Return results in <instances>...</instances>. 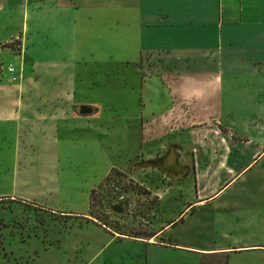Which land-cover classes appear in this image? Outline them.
<instances>
[{
  "label": "crops",
  "instance_id": "crops-1",
  "mask_svg": "<svg viewBox=\"0 0 264 264\" xmlns=\"http://www.w3.org/2000/svg\"><path fill=\"white\" fill-rule=\"evenodd\" d=\"M17 39L18 49L8 45ZM98 68L118 93L135 96L130 113L120 98L104 107H112V118L126 124L141 149L148 125L165 136L168 127L178 129L179 108L192 110L181 117L186 124L255 117L264 109V0H0V155L11 151L13 163L2 170L14 171L0 201L48 209L77 224L74 243L49 242L60 252L55 264H264V147L218 150L227 162L201 164L216 178L197 174L156 192L173 213L165 224L155 219L151 236L96 224L88 216L96 188L82 209L62 200L63 137L95 128L101 104L80 94L101 85L91 80ZM130 68L138 84L118 83L119 71ZM252 187L262 194L253 202L245 197Z\"/></svg>",
  "mask_w": 264,
  "mask_h": 264
},
{
  "label": "rangeland",
  "instance_id": "rangeland-1",
  "mask_svg": "<svg viewBox=\"0 0 264 264\" xmlns=\"http://www.w3.org/2000/svg\"><path fill=\"white\" fill-rule=\"evenodd\" d=\"M149 66L154 68L152 64ZM96 72L91 80L102 81L101 85L93 90L82 91L80 95L81 98L83 95L92 96L102 107L94 109L95 114L101 113L92 123L95 127L93 130L88 131L85 128L72 130L63 137L68 148L61 153L62 200L75 209H82L89 190L97 188L110 174V168L114 167L126 176L121 181L116 177L114 196L111 199V205L119 210H114L115 214L110 213L106 203L95 209L100 214L108 216L112 227L126 231H149L155 219L160 216H162L160 224H165L173 210L167 204L161 207L156 192L165 190L171 183L192 179L197 174L208 179L216 178L218 175L216 170L205 169L227 162V156L216 155L218 150L252 148L261 151L264 147V109H260L257 115L255 113V117L237 118L234 122L226 121L225 124L207 121L200 123L197 120L186 124L185 119L182 120L181 117L190 116L192 110L188 107L178 109V129L170 131L168 127L166 136L165 132L153 133L152 127L148 125L149 132H141L143 133L141 149L138 146L137 136L126 134V124L121 119L112 118V107H104L108 100L120 98L118 100L129 104L126 110L130 113L135 110L134 106L137 107L135 96L130 93L128 100L124 93H118L120 87L111 80L112 76L104 75L105 71L102 68H98ZM151 72L158 77H166V73L161 69H154ZM146 73L144 71L143 77L149 75ZM115 78H119L118 83L121 79L128 78L130 84H138V76L132 68L128 69L125 75L120 70ZM111 81L115 87L112 93L107 89V84ZM118 112L121 110L118 109ZM182 112L184 114H181ZM122 127L124 132L121 130ZM107 131L108 136H105ZM161 135L166 138H156ZM10 152L7 150L5 156L0 155V197H3V193L9 188V176L14 172L2 170L3 167H9V164L13 163ZM22 156H19L20 162H23ZM252 158L253 156L249 157ZM159 162L164 163L157 164ZM203 162L208 164L206 168L201 165ZM198 165L200 166L197 167ZM159 166L164 168V171L159 169ZM254 171L259 172L256 169ZM250 191L252 193L245 197L251 196L252 202L262 198V194L256 193L253 187ZM126 202H129L127 211ZM125 211L128 214L123 216ZM70 223L69 217L53 214L48 209L28 206L22 202L15 204L9 200L0 201V264H55L56 256L60 252L56 247L49 249L51 246L49 242L55 238L65 243H74L77 224ZM216 228V223H210L209 232H216ZM68 229L73 232L70 236L64 232ZM83 235L89 234L83 232ZM29 238L35 239L29 241L27 240ZM29 256L34 257L30 259ZM205 264L218 263L211 259Z\"/></svg>",
  "mask_w": 264,
  "mask_h": 264
},
{
  "label": "trees",
  "instance_id": "trees-1",
  "mask_svg": "<svg viewBox=\"0 0 264 264\" xmlns=\"http://www.w3.org/2000/svg\"><path fill=\"white\" fill-rule=\"evenodd\" d=\"M10 46H15V45H10ZM116 177H119L120 179L118 181H121L123 178H126V176L121 173L120 171H118L117 169H112L110 171V174L105 178V180L96 188L93 189L90 193V207H89V214L88 216H90L91 218H93V220H90L88 218H84V217H76L77 219H83L84 221H86V223L89 222H95L96 224H99V226H104L106 228H109L117 233L122 234V232L124 230H121L118 227H112L111 223L108 221V216H104L102 214L99 213V211L97 212L95 209L96 208H100L101 206H103V203H106L108 210L110 211V213L115 214L114 211V205H111V199H113V190L114 187L116 186ZM126 189V188H124ZM108 204H110L108 206ZM126 211L128 210V205L129 202H126ZM126 211L123 212V216H126ZM107 214H109L107 212ZM126 214V215H124ZM83 221L79 222V225L83 224ZM148 231H139V230H134L131 232V234H133L134 237L137 236H151L153 233V231H151V229ZM139 232V233H138ZM123 235V234H122Z\"/></svg>",
  "mask_w": 264,
  "mask_h": 264
},
{
  "label": "built area",
  "instance_id": "built-area-1",
  "mask_svg": "<svg viewBox=\"0 0 264 264\" xmlns=\"http://www.w3.org/2000/svg\"><path fill=\"white\" fill-rule=\"evenodd\" d=\"M44 1L46 0H27V2L31 3V4H35V5H38V4H41L43 3ZM18 39L13 41L12 43L8 44L9 46L10 45H15L16 48L18 49L19 48V44L17 43ZM7 71L11 74H16V68L13 66V65H10L7 67ZM17 78H14V80H18V78L21 79V74L20 75H16Z\"/></svg>",
  "mask_w": 264,
  "mask_h": 264
},
{
  "label": "flooded vegetation",
  "instance_id": "flooded-vegetation-1",
  "mask_svg": "<svg viewBox=\"0 0 264 264\" xmlns=\"http://www.w3.org/2000/svg\"><path fill=\"white\" fill-rule=\"evenodd\" d=\"M161 163H164V162H159V163H157V164H161ZM159 169H161V170L164 171V168H162V167H160V166H159ZM171 175H172V173H171ZM184 175H185V174H184ZM184 175H183V176H184ZM183 176H182V177H183Z\"/></svg>",
  "mask_w": 264,
  "mask_h": 264
},
{
  "label": "water",
  "instance_id": "water-1",
  "mask_svg": "<svg viewBox=\"0 0 264 264\" xmlns=\"http://www.w3.org/2000/svg\"><path fill=\"white\" fill-rule=\"evenodd\" d=\"M114 210H115V211H118V210H119V208L115 207V208H114Z\"/></svg>",
  "mask_w": 264,
  "mask_h": 264
}]
</instances>
